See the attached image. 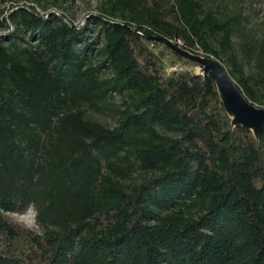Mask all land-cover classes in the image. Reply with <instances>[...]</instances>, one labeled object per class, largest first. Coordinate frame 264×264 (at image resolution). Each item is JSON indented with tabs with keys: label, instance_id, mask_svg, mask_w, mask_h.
<instances>
[{
	"label": "trees",
	"instance_id": "16d2710c",
	"mask_svg": "<svg viewBox=\"0 0 264 264\" xmlns=\"http://www.w3.org/2000/svg\"><path fill=\"white\" fill-rule=\"evenodd\" d=\"M203 2L101 0L82 27L32 6L0 18V264H264V129L231 127L213 81L166 73L150 44L184 58L143 36L228 63L264 107V36L241 45L245 75L238 22ZM30 208L38 231L8 217Z\"/></svg>",
	"mask_w": 264,
	"mask_h": 264
},
{
	"label": "rangeland",
	"instance_id": "374dc122",
	"mask_svg": "<svg viewBox=\"0 0 264 264\" xmlns=\"http://www.w3.org/2000/svg\"><path fill=\"white\" fill-rule=\"evenodd\" d=\"M203 4L205 9L212 10L220 19H229L232 20V23L238 22L231 38L234 54L238 62L243 65L245 75L255 74L254 61L245 59L240 48L243 43H251L257 46L262 40L264 36V0H204ZM100 5L101 0H0V11H2L0 18H6L8 13L17 7L32 6L40 15L54 14L73 26L82 27L89 17L100 15ZM116 21H119V19H116ZM4 33H6V30L0 29V34ZM91 38H93V34ZM150 47L162 58L166 73L176 70L199 73L198 66L186 59L177 60L163 46L150 44ZM196 53L202 54L200 51ZM224 58L222 57V59ZM224 66L229 70L228 63ZM111 102L118 105L120 101L114 96ZM255 105L264 108L259 104ZM87 116L108 128H113L116 124L113 114L108 111L100 113L88 111ZM33 215L34 211L30 208L22 214H10L8 217L13 223L25 227L26 224H31ZM25 228L38 231L36 224L30 228Z\"/></svg>",
	"mask_w": 264,
	"mask_h": 264
},
{
	"label": "water",
	"instance_id": "95a60500",
	"mask_svg": "<svg viewBox=\"0 0 264 264\" xmlns=\"http://www.w3.org/2000/svg\"><path fill=\"white\" fill-rule=\"evenodd\" d=\"M143 36L165 44L176 54L198 66L199 74L213 81L222 107L231 120V127L250 131L258 140L264 129V108L257 107L245 97L219 60L213 56L190 52L175 41Z\"/></svg>",
	"mask_w": 264,
	"mask_h": 264
},
{
	"label": "clouds",
	"instance_id": "9594fccd",
	"mask_svg": "<svg viewBox=\"0 0 264 264\" xmlns=\"http://www.w3.org/2000/svg\"><path fill=\"white\" fill-rule=\"evenodd\" d=\"M31 207V206H30ZM38 223V212H35L34 215L32 216L31 224H26L25 227H32L35 224Z\"/></svg>",
	"mask_w": 264,
	"mask_h": 264
}]
</instances>
